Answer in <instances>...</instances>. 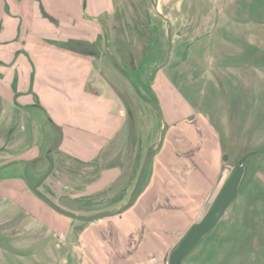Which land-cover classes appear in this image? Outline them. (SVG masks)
<instances>
[{"label":"crops","instance_id":"crops-1","mask_svg":"<svg viewBox=\"0 0 264 264\" xmlns=\"http://www.w3.org/2000/svg\"><path fill=\"white\" fill-rule=\"evenodd\" d=\"M121 1L0 0L1 119L16 114L13 131L0 124V263L12 256L18 264H167L215 193L219 132L205 118L168 110L127 207L147 153L131 188L138 156L122 152L132 145L131 123L106 72L116 60L103 55L119 47L112 21ZM88 168H98L90 181ZM101 211L117 214L73 233L77 216Z\"/></svg>","mask_w":264,"mask_h":264},{"label":"rangeland","instance_id":"rangeland-1","mask_svg":"<svg viewBox=\"0 0 264 264\" xmlns=\"http://www.w3.org/2000/svg\"><path fill=\"white\" fill-rule=\"evenodd\" d=\"M159 4L157 10L160 13L165 10L166 19L172 23L173 49L170 53L161 33L160 17L152 8L145 13L149 38L146 69L150 68L154 49L158 52L157 63L166 64L160 66L153 80L146 82L151 85L157 110L150 104L154 99L144 92L145 83L137 86L128 65L130 33L137 41L133 49L135 57L143 61L146 49L143 10H150L145 0L120 2L115 27L119 47L103 50L116 60L112 61L114 68L106 72L113 76L111 81L120 93L121 108L131 111L134 122L131 148L126 143L122 150L126 156L131 154V158L138 156L131 188L143 156L162 137L160 126L169 121L168 110L176 116L181 112V117L193 121L205 118L219 132L222 156L228 158L222 160L223 173L206 209L243 157L245 171L237 198L183 264H264V0H161ZM110 24L106 22L105 27ZM108 55L104 57L110 58ZM159 76L165 79L161 89L157 86ZM3 116L0 113V124L4 126L6 122L13 131L16 114L8 113L5 121L1 119ZM4 134L5 129L0 128V141ZM97 172L98 168L82 169L83 177L89 181ZM148 172L149 167L145 180ZM194 221L192 218L191 222ZM79 223L75 218L72 224ZM186 232L180 235L175 247ZM0 243L5 246L4 240ZM6 259L0 264H18L12 256Z\"/></svg>","mask_w":264,"mask_h":264},{"label":"water","instance_id":"water-1","mask_svg":"<svg viewBox=\"0 0 264 264\" xmlns=\"http://www.w3.org/2000/svg\"><path fill=\"white\" fill-rule=\"evenodd\" d=\"M156 4H154V7ZM128 65L131 66V59L128 62ZM150 104L157 110V104L154 101H150ZM127 115L129 117L131 123V131L134 128V122L131 121V111L126 109ZM132 133V132H131ZM160 145V141L157 146L151 149L145 156L140 174L138 176L135 187L129 197L127 207L130 206L136 194L139 191L140 184L144 178L145 169L148 165L150 158L153 156L155 151ZM227 155L222 156V160L226 161ZM245 171V157L239 159V161L234 166L233 171L230 176L224 182L223 186L219 190L218 194L212 200V203L208 209H205L199 219L187 230L183 238L180 240L178 245L170 252L168 256V264H183L186 256L192 251V249L217 225L220 221L228 207L235 201L239 194V186L241 180L243 178ZM32 188L35 189V186L32 185ZM39 197L51 208L56 210L57 212L71 215L60 208H58L55 204H53L48 198L43 196L42 194H38ZM117 214L114 213H106V214H95L93 216H77L76 219L82 220L84 223H87L90 220L99 219L100 217H106Z\"/></svg>","mask_w":264,"mask_h":264},{"label":"flooded vegetation","instance_id":"flooded-vegetation-1","mask_svg":"<svg viewBox=\"0 0 264 264\" xmlns=\"http://www.w3.org/2000/svg\"><path fill=\"white\" fill-rule=\"evenodd\" d=\"M145 1L150 5V10H148V9L143 10L144 17H143L142 24H143V28H144V40L146 41L145 42L146 43L145 44L146 49H145V52L143 54V58H142L143 61L140 59L141 57L139 58V61H137V59L135 57V54L133 52V49L136 48L135 45H136V42L137 41H135V39L133 38L134 35L132 33H130L131 36H130V39H129V43H130V46L129 47L131 48V65H132V67L129 65V67H130L129 68V70H130V73L129 74H131V78L133 79V81H135L137 83V86H141V84H144L145 83L144 84L145 85L144 86V89H145L144 92H145V94L148 97L153 98L154 100H152V101H154L157 104V101H156L155 97L151 93V85H150V83L147 84L146 82H147V80H153L155 73L160 70V68H161L160 66L164 67L166 64H158L157 63L158 61L156 59L158 58V52H157V49H154V55H153L154 57H153L152 62H150V68L151 69L150 68L149 69H146V63L147 62L144 59H145V56L147 54V43L149 42V38L147 36V31H146L147 30V27L145 25V23H146L145 22V19H146V14L145 13L148 12V11L153 10L154 9V4H157L158 3V0H145ZM154 12H155L156 15H159V17H160L159 20H160V26H161V33H163V35H165L166 46H168V50L170 49V53H171V50L173 49V46H172V43H173L172 42V38H173V36H172V23H171L170 20L166 19V17H165L166 16L165 15L166 14L165 13V10H163V13H160L159 11H157V10L154 9ZM117 14H119V10L115 13V16H114L113 21H112V26H114V28L116 26H118L117 21H116V18L118 16ZM150 14H151V12H150ZM99 21H100L101 26L102 25L104 26V30H106V27H105L106 21L105 20H99ZM117 38H119V35H117ZM105 54L108 55L107 53H104L103 52V55L104 56H105ZM151 64L154 65L155 67L153 68L151 66ZM161 87H159V89H161ZM134 89L137 91V89H136L135 86H134ZM157 107H158V105H157ZM106 213H107L106 211L105 212L101 211L99 214H106ZM86 217H88V216H86ZM104 218H105V216L104 217H100L99 219H96V220H101V219H104ZM77 220L80 221V223L73 225V228L72 229H73V233L74 234H77L78 231H79V229L82 228V226H85L88 223H90L91 221H94V220H90L87 223H84L82 220H79V219H77Z\"/></svg>","mask_w":264,"mask_h":264}]
</instances>
